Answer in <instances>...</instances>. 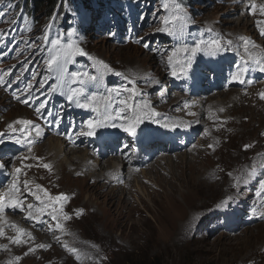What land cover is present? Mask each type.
Wrapping results in <instances>:
<instances>
[{
    "label": "rangeland",
    "instance_id": "obj_1",
    "mask_svg": "<svg viewBox=\"0 0 264 264\" xmlns=\"http://www.w3.org/2000/svg\"><path fill=\"white\" fill-rule=\"evenodd\" d=\"M91 1H99L103 8L98 20V24L100 25L99 30L95 28L87 30L88 20L90 19L89 21H92L91 13L89 14V19H87V24L82 25V20H77L71 8L66 17L67 21L69 23L75 21L77 24H73L71 25L72 28H68L66 34L71 36L67 35V37L62 40V43L67 44L76 41L92 57L90 60H103L108 65L110 64V68L113 72L121 74H126L123 68H127V66H133V68L137 67L140 68V70L153 68L154 62L152 60V54L154 51L147 50L165 48L160 47V45L167 41V39H164V33L158 31V29L164 27V21L173 16L181 17V20L175 22L176 27L173 29L175 33L184 32L193 21H205L214 24L215 27L213 29L221 32L223 35L225 34L223 31L218 30L219 27H223L228 32L234 34H243L244 32L247 34L248 38L251 39L256 38L254 26L257 25L259 21L252 16L253 14H249L246 17L243 10L237 13L233 7H229L228 4H231L233 0H188V4L179 2L178 0H170L167 10L160 7L159 0H150L147 18L145 19L143 17L145 10L141 11L138 15V19L141 22H143V20L145 21V24H143L138 31L134 29L132 25H127V22L121 23L119 19H116L114 11H108L109 8L106 0ZM1 2H3V0H0V3ZM143 2L144 0H140L137 9L141 8ZM77 4L79 7V2ZM66 7L68 11L67 4ZM81 8L82 11L85 12L88 6L84 4ZM249 12H251L250 9ZM33 14L35 16L33 20L34 29L30 33H27V36H29L28 38L25 37L26 31L23 30L18 31L21 32V37L12 36V34L16 33L18 30L10 31V28L13 26V21L7 20L4 25H0V33H3V36L0 38V76L6 81V83L0 84V133L5 129L3 124L13 119L14 115L11 114V111L17 110L16 108L18 106L24 110L27 117L39 120L27 110L19 94L15 90H18V87L21 86L20 82L12 86L10 81L18 71H21L22 74H26V72L22 70V68L26 66L22 52L27 47L34 48L39 45L40 40L47 36L48 30L51 27L56 28L60 26L59 22L61 21V17L58 18L57 16V20L48 19L43 11L40 12V14L34 11ZM12 15L13 13H10V17H12ZM15 20H17V17ZM246 22H249V25H247ZM80 27H82L81 30H79ZM64 32L65 29L62 30V33ZM133 34L136 37L134 41H132ZM8 36H10L12 40L9 44L12 54L6 59L4 53L8 50V47H6L3 42L7 40L6 37ZM197 36L198 35H196V38ZM145 44H147L148 47H144ZM39 50V48L36 49L31 55H35ZM46 57V52H42L37 55L34 63L39 61L38 65L40 66ZM85 57L89 59V57ZM137 57L141 59L147 58L148 62L138 61V59H136ZM88 63L90 64V62ZM86 64L87 62H85L83 56L75 57L74 62L68 64V73L64 81L60 84V92H67L69 90L67 85L73 82V73L87 72L88 66L83 67ZM157 66L159 67V73H157V77L156 74L154 75L153 79L156 77L154 83L150 86L146 83H141V87L145 93H150L158 97V99L164 100V97H167L166 101L170 104L171 99L174 98L175 95L168 94V90H166L165 87H161L162 92L160 95L152 94L153 86L156 84L157 79H165L164 71H161L160 65ZM45 67H47V64L44 65L43 68ZM121 74L109 80L108 89L113 94L120 91V85L122 84L121 80H126ZM8 78L11 79L9 80ZM53 80L54 86L57 85L58 81L56 74L53 75ZM128 80L131 81L130 79ZM127 83L129 82L127 81ZM136 85L140 87L139 82H136ZM133 87H135V84ZM126 88L130 87L123 86L120 93ZM21 92L22 91H19V93ZM250 96V98L245 97V99H243L246 101V106L248 105L250 107L243 106L233 110L234 115H239L236 120V133L225 141L227 142L225 147L214 157L200 156L198 159L195 157L199 153L204 152L206 148V145H203L202 149L197 150L203 144L204 136L200 142L195 141L187 146H182L183 150L189 151L185 152V155L191 154L193 155L192 157L196 158L194 163H197V161L202 163L199 168H194L196 170H201V166L204 167L203 177L205 180L202 181L204 183H209L208 181H210L218 184L219 188H217L216 185L210 187V184H208L210 186L199 185L198 180H200V178L198 177L195 184H191L187 188H184L187 193L190 191L187 197L180 198L176 196V198L179 199L178 204L171 203L172 201L167 200V196L165 197V195L171 193L173 187L180 188V185L183 186L184 181H177V184H173L171 187L167 186L166 182L172 180V167L168 166L170 168L166 169L169 171L168 173L161 169V166L166 168L165 165L168 164L165 160V162L157 163V166L153 168L155 172L153 171V173H151L150 169L152 168H149V166L153 162L149 165H144L141 159L142 157H148V150L135 157L136 160H141L137 162L134 160L139 168L141 177L144 178V183L141 184L143 185L141 187H145L147 193H143L139 190L137 191L136 189L135 192L125 197L120 194L105 193L104 190L99 187L89 186L86 181H84V186H82V183H79V181L83 179L76 180L72 176H70V178L67 176V179H60L57 176L54 177V179L50 175L47 176L46 171H44L42 167L44 161L41 157L45 156V150L48 147V145L45 146L44 144L48 142L49 139H55L52 137H47L43 144L35 149L40 157L37 156L36 159H33L31 162L28 156H21L17 149L14 152L15 159L10 165V173L16 175L15 170L17 168L22 169L21 172L30 170L28 175H33L35 173L34 176L28 177H26L27 174H24V176L20 175V183L24 184V181H28L33 191H35V185L39 184L48 189L53 195L60 193L68 194L70 200L64 207L72 203L71 197H76L73 200L72 207H84L88 209L89 212L85 214L81 222L74 225V228L83 237L93 241L99 253L101 264H264V223L256 226L252 223L246 225L247 218L249 217L251 219L249 211L251 212L256 208L263 209L264 207L263 179H261V181L259 180L252 191L249 192L248 190H244L238 200L232 203V207L229 208L226 213L220 214L217 209L214 213L210 214L220 203L234 195L233 193L236 191L235 187L237 186V178L243 176L246 169L249 168L250 161L254 155L264 151V99L257 98L256 92L251 93ZM17 97H19V99H17ZM7 99L9 102H12L11 105L6 104ZM216 99L221 100L222 98ZM42 100L43 99L38 100V102L33 105L30 101L27 105H32L31 109H36ZM187 101L188 98L186 103H188ZM225 104L226 110L220 111V109L219 111L221 113H226L227 111L231 112L234 104L231 105L229 102ZM153 105L156 106L158 104ZM213 105H216V102H214ZM50 106L51 103H49L45 114L49 111ZM26 111L28 112L26 113ZM58 111L59 109L57 112ZM54 113H56V111H54ZM157 129L159 128L153 127L143 134L151 139L153 137H151L150 133ZM20 133L24 134V131L17 130L9 133L4 139V142H13L14 138ZM12 145L14 146V144ZM246 145H250L251 147L246 149ZM1 147L2 149L0 152H13L4 149L3 145ZM159 150L160 149L155 152L154 160L160 154ZM235 151H239L240 155H242L240 159L238 155L234 153ZM16 157H27V159H16ZM60 159L62 160L64 157L59 156L58 160ZM162 159H166V156L161 157L160 160ZM0 160H3V157H0ZM186 160V162L177 161L174 162V164L172 163L175 167L173 174L180 175L185 171L186 174L191 175L192 167L190 168L187 166L186 163H189V159ZM64 161H61V166H67L69 172L73 171L74 167L66 165V161L65 163ZM194 163L192 162V164ZM223 169L230 172H224L220 174V176H211L207 174L210 171L220 172L223 171ZM188 170L190 171L187 172ZM145 183L146 185H144ZM137 184L139 183H135V185ZM161 186H166L165 193L162 192ZM96 188L98 189L97 192L94 191ZM160 192L162 193L160 194ZM105 195H111L117 199L122 198L125 204L118 206V208L110 206L108 205L109 197ZM137 198H140L141 202ZM202 199L204 201L201 203L200 200ZM166 202L168 204L170 202V204L168 205ZM252 202H254L253 206L248 207ZM242 203H245V206H243ZM238 207L241 208L248 217L246 214H238L235 219L231 218L224 221L226 227H221L223 224L221 219L234 216ZM96 214L98 215L97 218L95 217ZM119 214L123 215L121 219L117 217ZM191 215L194 218L188 227V233L186 230L184 234L182 233L181 239H179L178 228L180 225L184 227ZM203 222H205L204 233L210 236H206L203 232L198 231L200 223ZM234 222L240 226L232 225ZM229 225L234 227L230 229L231 226ZM224 234L236 236L229 237ZM62 242H65V240ZM41 243L42 241L40 239L34 237V240L21 246L12 258L21 256L23 262L28 263L29 248ZM122 244L124 246H122ZM40 250L47 254L46 257L51 262L60 261L56 259H61L63 264H85L83 261H78L75 257L73 262L68 260L71 256L70 253L67 254L68 258L65 260L60 252H52L51 247ZM61 252L67 253L66 250H61ZM25 253L28 254L25 255ZM19 264H22L21 260ZM55 264L61 263L57 262Z\"/></svg>",
    "mask_w": 264,
    "mask_h": 264
},
{
    "label": "bare ground",
    "instance_id": "obj_2",
    "mask_svg": "<svg viewBox=\"0 0 264 264\" xmlns=\"http://www.w3.org/2000/svg\"><path fill=\"white\" fill-rule=\"evenodd\" d=\"M86 1L92 2L91 0H86ZM115 1L116 0H106V2L108 4V8H109L108 11H110V10L113 11L112 6L115 3ZM1 3H2V5H1ZM1 3H0V18H1L0 19V25L1 24L4 25L7 22V20L13 21V26L10 28V31H15L17 29L18 30L16 33L12 32L13 33L12 36L16 37L19 33L18 32L19 30L26 31V34L33 31V29H34L33 28V21L29 22L26 19L25 14L19 12L18 6H12V4L14 3V0H12V1L11 0H3V2H1ZM252 3L257 5L254 17L264 21V15H261L260 8H259L260 5H264V0H237V2H236V0H233V2L231 4L230 3L228 4V6L233 7V9H235V11L237 13H239L240 10L241 11L243 10L244 15L247 17L248 13L246 12V10L250 7V4H252ZM130 4L132 6H134L133 3L130 2ZM72 12L75 15V17L77 18V20L78 19L82 20V25L87 24V19H89L90 12L87 13V12H83L80 10V12L78 14H76V13H74L73 9H72ZM10 13H13L12 17H10ZM57 16H58V18L61 17V21H62V19L64 20V17L61 16V13H57L55 16H53L51 18H49L47 16L46 17L48 19L57 20L58 19ZM16 17H17V20H15ZM89 20H88V23H90ZM61 21L59 22L60 26H57L56 28L51 27L48 30V34L46 36L47 38L49 36H52L54 38V41H55L56 39L61 40V38L63 36L67 37L68 34L67 35L61 34ZM225 23H226V21H225ZM246 23H247V25H249V22H246ZM73 24L76 25L77 23L75 21H71L69 26H71ZM134 29H135V27H134ZM213 30H214L217 38H221L222 41H224V46H225L226 50H220V51H217L214 53H212L210 51H204V52L198 53L192 59L191 67L187 70L186 75L181 74L178 77L172 75L171 79H172L173 83L176 84L178 81H182V83L179 86L180 89H185V88L189 89L190 88V90H191V88L193 87L194 91L201 90L200 88L196 89L195 86L191 83V81L194 77L199 75L198 70L201 67V61L204 60V62L206 61V62L210 63L208 58L212 54L226 58V60H225L226 66H225V72H224L225 75H228V76L232 75L233 76V74H235L241 68L247 67L248 71L246 72L245 76L242 77L245 80V83L242 84V83H239L238 81H233L235 83V85L232 83H229L227 85H225V84L223 85L222 81L217 80V81H215L214 85H207L209 88L202 89V90H203L204 94L212 93L211 98L205 99L204 101L200 102L199 107L193 113L192 118L186 119L185 116L178 113V111L176 109V107L179 105V99H178L177 95L174 93V91L172 89L173 87L171 86V84L168 81L163 82L162 79L160 80L161 87H165L166 90H168V94H174L175 95V97L171 99L170 104L168 101H166L167 97H164L165 101L163 99H158V97H155L154 95H151L150 93H145V91L141 87V83H146L148 86H150L154 83V81L157 77V73H159V67L157 65H160L161 71H164V77L165 78L167 77V68L170 67L168 64V56L169 55L165 56V54H162L158 51H154L152 54V57H153L152 60L154 62L153 68L149 67L150 69L140 70V68L135 67L136 65L134 66L135 68H133V66H129V67L127 66V68H123L126 72V74H124V75L128 79H130L131 81H133V80L135 81V88L137 89L139 94L133 96L130 92L123 90L122 93H120L119 95H115V96L112 95V100H111V101H115L119 107H122V105H120V100L128 99L129 96H132L131 102L134 105H142L145 102H147L151 109H154L157 113H159V116L155 117V119L158 121V123H152L151 120H145L140 125V127L138 128V131L140 133H145L146 131H148L149 129H151L153 127L159 128L156 130V132L163 131L164 129H170L172 132H179V130H181V128H187L188 130L192 131V130L198 128L199 126H203V128H204L203 134H204V138H205L203 145H206V148H205L204 152H201L195 156V157H197V159L200 156L212 158L218 152H220L225 147V145L227 143L225 141L236 133V125H237L236 120H237V116H239V115H234L233 110L236 108L243 107V106L250 107L248 105L246 106V101L243 99H245V97L250 98L251 93L256 92L257 98H261V93H264V82H257L255 80V77H259V76L264 75V71L259 70L261 66H264V46H260L256 42V39L259 36H261L260 27L258 29H256V31H255L256 32V38H254V39L248 38L247 34L244 32H243V34H240V33L234 34V33L228 32L223 27H219L218 30L223 31L225 35H223L221 32H219L215 29H213ZM133 31H135V30H133ZM68 36H71V35H68ZM216 36L214 35L215 38H216ZM241 37H243L244 39H241ZM135 38L136 37L133 34L132 35V41H134ZM197 38H199V36H197ZM6 39L7 40L3 43L6 47H8V50L4 53L5 58L7 59L12 54V51L9 48L10 41H12V40H11L10 36L6 37ZM44 40H46V39L44 38ZM229 40L232 41L231 45L227 44V41H229ZM245 41H251L255 45H257V47H253L252 43L246 44ZM182 47H187V48L191 49L192 47H195V46L185 44V45L176 46V49H180ZM245 48H247L248 51H245ZM249 53H251V57H250ZM178 55L181 58H183L185 54L179 53ZM252 57H254L255 59L261 60V62H262L261 65H257L255 63H253ZM136 59H138V61H141V62H148L147 58L141 59V58L137 57ZM246 60L248 62L247 64H245ZM234 62H237L238 65L233 66ZM215 70H216V74L214 76L219 77V70H217V69H215ZM115 74H116V72L107 71V76L110 78H112ZM155 74H156V77L153 79ZM101 77H104V75H101ZM248 78H250V79H248ZM136 82H139L140 87H138L136 85ZM249 82H251V83H249ZM156 83H157V81H156ZM75 90L78 93H80V95H78L75 99H79L80 102H84L85 99H87V97L82 93L81 85H78V87ZM237 90H239L240 92ZM104 96H107V95L102 94V93L98 94L97 104H99L100 107H103L104 104H103V101L100 100L99 98L104 97ZM216 98H219V99L222 98V99L217 100ZM215 100H217V101H215ZM214 102H216V105H213ZM226 102L231 103V105L234 104L232 107V110H231V112L227 111L226 113H221L220 109L226 110V107H225ZM11 103L12 102L11 101L9 102V100L7 99L6 104L11 105ZM153 104H158V105L155 106ZM79 108L80 107H77V105H76V108L73 110L78 111ZM16 109L17 110L11 111V114L14 115L13 119L11 121L3 124L5 129L2 130V132L0 133V134H2V135H0V140L4 139V137L8 133L12 132L8 128L9 124H13L16 129L27 128L29 131H31V136L29 137L26 134V138L34 140L35 141L34 143L39 144L38 148L43 144V142L46 140V138L49 134L58 133L54 129V125L51 121H47V122L35 121L33 118L27 117V115L24 113V110L21 109L20 106H18ZM27 112L28 111H26V113ZM73 117L75 118V116H73ZM255 117H256V115H255ZM250 119H251V117H250ZM19 120H29L32 122V126L21 125V124L17 123V121H19ZM162 124H169V125L175 124V125H178V127H175V128L167 127V128H165V127H161ZM37 127L39 128V130L41 132L40 136L36 135V128ZM72 128H73L72 132L69 133L68 135H63L61 137V140L59 138L58 139H49L48 142H46L44 144L45 146L48 145V147L45 150V156L41 157V159L44 161V164L47 163V164L52 165L51 171H49L48 169H45L43 167L44 171H46L47 176L50 175L53 178L57 176L60 179H63V178L67 179V176H69V178H70V176H72L76 180L83 179V180L79 181V183H82V186H84V181H86L89 186L99 187L102 190H104L105 193L108 192V193H113V194H118V195L120 194L123 197H125L126 195H129L132 192H135L136 189H137V191L139 190V191H142L143 193H147V189L145 187H141V186H143L141 184L144 183V178L141 177V173L139 171V168L135 164L133 159L123 161L122 163L118 160H108V161L104 160L103 161L101 159H98L89 150V144L86 141V139H84V137L81 135L80 126H79L76 118L74 120ZM153 131H155V130H153ZM151 139H154V138H151ZM151 143L152 142H150V144ZM1 144L3 145L4 149H6V147L9 146V144H5L3 142ZM16 144H18V143H16ZM20 145H24V143L20 144ZM27 145H25V146H27ZM209 145H211L212 147H209ZM141 146H142L143 150L145 151V150H147V148H149L150 145L148 147H145L143 145H141ZM162 146L166 149L169 148L166 151V155H165L166 159H162L159 162H153L152 155L154 154V152L156 150V148H153L150 151V154H151L150 158H143L142 164L149 165L153 162L149 166V168H152V169H150V172L153 173V171L155 172V170L153 168L155 166H157V163L167 161L168 164L165 165L166 168H164L163 166L160 167L161 169H163L167 173L169 171H167L166 169H170L169 167H172V173H171L172 174V176H171L172 180H169L168 182H166L167 186L171 187L173 184H177V181H179V182L184 181L183 186L180 185V188L173 187L172 188L173 190L171 191V193H168L165 195V197L167 196V200L172 201L171 203H175V204L179 203V199H177L176 196H178L180 198L187 197V195L189 194L190 191L187 193V191H185L184 188H187L191 184H195L197 182L198 177L200 178V180H198L199 185L200 184L202 186H204V185L210 186L211 185L210 187H212L213 185H216L217 188H219L218 184L212 183L210 181H208L209 183H207V182L204 183L202 181V180H205V178L203 177V175H204V169L203 168L204 167L201 166V170L194 169V168H199L200 164H202V163H200V161H197V163H194L196 158L192 157L193 155H191V154L185 155V152H183L182 148H179L176 145H170L168 147V145L166 143H163ZM49 147H50V149H49ZM8 150H11L13 152H9V153L1 152V156H0V157H3V160H1V161L5 165V167L3 168L4 172L9 170V165L13 161V158H14L13 155H14V152L17 150V147L16 148H9ZM234 153L238 155L239 159L242 157V155H240L239 151H235ZM40 154H41V152H40ZM59 156H63L64 159L58 160ZM181 159H183V160H181ZM186 159H189V163L188 162L186 163L187 166L190 168L192 167L191 175L186 174L185 171L182 172V174H180V175L179 174H177V175L173 174V172L175 170V167L173 165L174 162H177V161H180V162L185 161L186 162L187 161ZM64 160L66 161V165L74 167L73 171L69 172L67 169V166L66 167H64L63 165L61 166V161H64ZM65 161H64V163H65ZM192 162L194 164H192ZM195 165H197V166H195ZM127 169H128V171H127ZM189 171L190 170H188L187 172H189ZM224 172L228 173L230 171H226V169H223V171H220V172H215V171L211 172L210 171L207 174L211 175V176L212 175L220 176V174H222ZM207 174H206V176H207ZM261 179H263V181H264V151L259 153V154L254 155V157L250 161L249 168H247L246 171L244 172L243 176H241L239 178V183L235 187L236 191L233 193L234 195L228 197L227 200H225V201H227L226 204L223 203L225 201L220 203L216 208H214L211 211L210 214L214 213L215 210H217V209H218L217 210L218 213H220V214L226 213L227 210L232 207V203L234 201L238 200V198L240 197V195L243 193L244 190H248L249 192L252 191V189L256 187L255 185L259 182V180L261 181ZM89 182H91V183H89ZM19 183H20V179H19ZM135 183H139V184L135 185ZM208 184H210V185H208ZM8 185L9 184L6 185V182H4V181L0 182V193H3L7 189ZM20 185H21V192H22L21 199H24L25 203L38 204V202L35 200V197L30 195L24 189V186H23L24 184L20 183ZM144 185H146V183ZM1 186L4 187V189H1ZM31 186H33V185H31ZM161 187L163 190L162 192L165 193L166 186H161ZM208 189H210V188H208ZM34 190H36V189H34ZM94 191L97 192L98 189L96 188ZM155 192H157V191H155ZM162 192H160V194ZM105 196L109 197L108 205H110V206H114L115 208L116 207L118 208V206L125 204V201H123L122 198L117 199L116 197H114V196L112 197L111 195H105ZM190 197H191V195H190ZM75 198L76 197H73V198L71 197L72 203H73V200ZM137 199L141 202L140 198H137ZM203 201H204L203 199L200 200L201 203ZM72 203L70 205H67L64 207V211L67 212L69 215H71L72 218L66 222L62 221L65 223V227H66L67 231L70 233L69 235H62L59 231H56L55 233L50 232V231H48L46 224L27 221L25 219V217L27 215L26 212H21L19 209L13 210V209L9 208V209H5V213H4V219L6 221V223H5L6 236L16 235L15 231L7 226L8 224H16V225H18L24 229H27L29 232L32 233L33 237L40 239L43 244L50 245V247L52 248V252H55V251L60 252L62 254V256L64 257V259L67 260L68 252L67 253L61 252V250H65V249L62 247V243L58 242L56 239V236H60L61 241L65 240V242H67L70 246L76 247V248L81 250L82 259L80 261H83L85 264H101V259L99 258L98 251L96 250V245L93 243V241L88 240L85 237H83L81 234H79L78 231H76V229L74 228V225L78 222H81L83 220V217L85 216V214H87V212H89V211H88V209H86L84 207L73 208ZM263 203H264V200H263ZM166 204H168V203L166 202ZM169 204H170V202H169ZM173 207H174V205H173ZM78 210H83L82 214H80L79 216L76 215ZM249 215L251 217V219L249 220V223H252L254 226L264 223V207H263V209L256 208L255 210H253L251 212L249 211ZM95 217L97 218L98 215L96 214ZM117 217H118V219H121L123 217V215L119 214V216H117ZM193 218L194 217H192V215H191L190 219L188 220L187 224L184 227L181 225L179 226V228H178V238L179 239H181L182 233L184 234L186 230L188 233V227H189L190 223L192 222ZM43 220L45 222H47L48 224H52L53 226L55 224V222L51 221L50 217L47 214H45L43 216ZM205 222L200 223L198 231L204 233ZM233 227L234 226H231L230 229ZM175 231H177V230H175ZM204 234L206 236H210V235H207V233H204ZM224 235L229 236V237L236 236V235H230V234H224ZM0 245H8V247L10 249V251H0V264H7V261L9 259H12V257L17 253L18 249L21 246H23V245L16 246V245L10 244V242L6 238H0ZM122 246H124V245L122 244ZM46 255L47 254L43 253L40 249H36L35 252L29 253V262L28 263H24L23 259H21V261H22V264H55L57 262H60L61 264H63V262H61L62 261L61 259H56V260H60V261H55V262L49 261L47 259ZM74 257L75 256L71 254V256L68 258V260L73 262Z\"/></svg>",
    "mask_w": 264,
    "mask_h": 264
},
{
    "label": "snow or ice",
    "instance_id": "obj_3",
    "mask_svg": "<svg viewBox=\"0 0 264 264\" xmlns=\"http://www.w3.org/2000/svg\"><path fill=\"white\" fill-rule=\"evenodd\" d=\"M165 10L168 9V5H164ZM257 5L252 3L250 4V10L251 13L254 15L256 11ZM260 12L261 15H264V5H260ZM181 20V17L179 16H173L170 19H166L164 21V27L158 29V31L167 33L169 35L175 34L173 29L176 27L175 22ZM258 26H260V32L261 35H264V21H258ZM211 31V29H209ZM3 36V33H0V37ZM47 39V37H45ZM241 39H244L241 37ZM246 44L252 43L253 47H257L253 42L251 41H245ZM228 45L232 44V41H227ZM144 47H148L147 44L144 45ZM220 50H226L224 46V41H222L221 38H215L211 41H204L201 40L198 44L195 45V47H192L191 49L187 47H182L180 49H175L172 51L171 55L168 56V64L171 68V73L173 76H180L181 74L186 75L187 70L191 67L192 59L200 52L204 51H210L212 53L220 51ZM245 51H248L247 48H245ZM184 53V57L181 58L178 54ZM251 57V53H249ZM77 56H87L89 59H92V57L85 51L83 47H81L76 41L69 42L67 44L61 43L60 39H56L55 41H52V47L49 50V58L46 61L47 67L50 71H53L57 75V85L52 87V91H59L60 90V84L64 81L66 74L68 73V64L73 63L75 60V57ZM252 62L261 65V60L255 59L252 57ZM248 62L245 61V64ZM95 65L97 66L98 70H107L109 72L112 71L110 66L105 63L103 60H96ZM260 71H264V66H261ZM248 71L247 67H243L240 70H238L235 74H233L232 79L234 81H238L239 83H245V80L242 78L245 76L246 72ZM117 75H120V73H116ZM87 79L88 82H98L99 77L96 75H90L87 72L81 73L76 72L72 74L73 82H80L84 83L85 80L83 78ZM6 81L3 80V77L0 76V84H4ZM131 84H135V81H130ZM251 83V82H249ZM125 91L130 92L133 96L138 95V91L135 87L132 88H126ZM116 91V90H113ZM80 93H78L75 89L71 90L68 95V100L73 101ZM117 95H119V92L117 91ZM261 98L264 99V93H261ZM19 99V97H17ZM100 100L103 101L104 104V111L101 113V118L98 120H89L87 122V131L81 132V135H87V136H94L96 134V129L100 127H119L122 128L124 132L130 134L131 136L137 135V130L140 127V125L145 120H151L152 123H158V121L155 119L156 116H159V113H157L154 109H151L149 104L145 102L142 105H134L131 100L132 96H129L128 99H122L120 100V105L122 107L119 108V110L113 114L110 109L112 107L111 100H112V92H109L107 96L100 97ZM98 97L92 96L91 99H85L84 102H80L79 99H75V103L77 107L80 108H89L93 111L100 112V106L97 104ZM22 103H28L27 100L22 101ZM45 105L41 103L39 107L36 109L37 112H40V109L44 108ZM223 111V109H221ZM119 119L120 121H123V123H109L113 120ZM17 123L25 126H32V122L29 120H19ZM161 127H178V125L172 124H162ZM8 128L15 132L17 129L14 127L13 124H9ZM24 131L27 133V135L31 136V131H29L27 128L24 129ZM2 135V134H0ZM36 135L40 136L41 132L39 128H36ZM34 140L28 139L27 141L17 138L16 143L23 144L27 143L29 145V151H31V145L34 144ZM209 147H212L209 145ZM251 147L250 145H246L245 148ZM16 159H27V157L21 158L16 157ZM39 159V158H37ZM5 165L3 163H0V169H3ZM30 167V166H29ZM42 167L45 169H48L51 171L52 165L50 164H43ZM16 176L13 177L12 182L8 185L7 189L0 193V238H6L10 242V244L21 246L24 244H28L30 241L34 240V237L32 236V233L29 232L27 229H24L16 224H8L7 226L11 229H13L16 233L14 236H6L5 232V219H4V213L5 209H19L21 212H26L27 215L25 219L30 222L35 223H41L46 224L48 231L55 233L56 231H59L62 235H69L70 233L67 231L65 227L66 221L70 220L72 217L67 212L64 211V205L70 200V197L68 194L60 193L57 195L51 194L48 189L44 188L43 186L36 184L35 185V191L32 190V188L29 186L28 181H24V189L32 196L35 197V200L38 202V204L33 203H25L24 199H21L22 192H21V185L19 183V174L21 173L22 169L17 168L16 170ZM239 183V178H237V184ZM224 204L227 203V201L223 202ZM83 210H78L76 215L79 216L82 214ZM47 214L51 221H54V226L52 224H48L43 220V216ZM64 221V222H62ZM56 239L58 242L62 243V247L70 254L74 255L75 258L79 261L82 259V253L81 250L70 246L67 242H62L60 236H56ZM50 245L48 244H38L34 247L29 248L30 252H35L36 249H48ZM0 251H10L8 245H0ZM28 253H25L27 255ZM22 259L21 256H15L12 259H9L7 261V264H19V261Z\"/></svg>",
    "mask_w": 264,
    "mask_h": 264
},
{
    "label": "trees",
    "instance_id": "obj_4",
    "mask_svg": "<svg viewBox=\"0 0 264 264\" xmlns=\"http://www.w3.org/2000/svg\"><path fill=\"white\" fill-rule=\"evenodd\" d=\"M66 1L67 0H15L12 6H18L19 12L25 14L26 19L32 22L35 18L33 14L34 11H37V14L43 11L45 16L51 18L57 13H61V7ZM72 9L76 14L80 12L78 9Z\"/></svg>",
    "mask_w": 264,
    "mask_h": 264
}]
</instances>
